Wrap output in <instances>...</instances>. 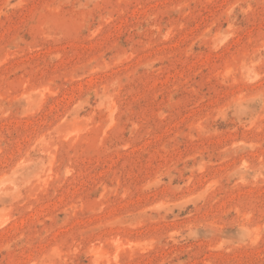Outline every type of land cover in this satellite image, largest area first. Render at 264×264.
<instances>
[{
    "label": "rangeland",
    "instance_id": "rangeland-1",
    "mask_svg": "<svg viewBox=\"0 0 264 264\" xmlns=\"http://www.w3.org/2000/svg\"><path fill=\"white\" fill-rule=\"evenodd\" d=\"M0 264H264V0H0Z\"/></svg>",
    "mask_w": 264,
    "mask_h": 264
}]
</instances>
